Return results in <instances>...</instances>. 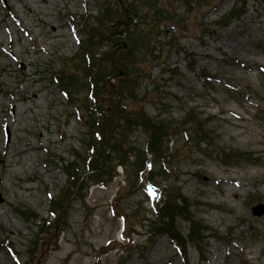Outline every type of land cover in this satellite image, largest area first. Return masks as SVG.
I'll return each mask as SVG.
<instances>
[{"label":"rangeland","instance_id":"1","mask_svg":"<svg viewBox=\"0 0 264 264\" xmlns=\"http://www.w3.org/2000/svg\"><path fill=\"white\" fill-rule=\"evenodd\" d=\"M187 3L0 0V264H264V213L255 211L264 204V0H248L245 13L227 23L224 15L241 1ZM127 5L152 17L158 8L167 13L147 21L157 58L136 63L146 73L126 87L135 86L139 99L123 107L173 127L167 155H149L161 188L150 171L137 180L146 128H126L115 115L110 138L116 134L120 152L132 154L121 163L100 143L98 177L85 160L96 107L85 103L88 86H77L86 75L81 40L96 33L108 9L112 19L98 31L102 42L94 36L93 52L99 63L112 55L110 39H127L114 17L135 33L141 22ZM124 74L99 85L107 115L115 114ZM61 76L76 81L71 94ZM70 163L85 177L79 191L67 183ZM171 194L175 215L162 214L174 215L173 232L183 236L177 243L153 229L164 217L154 203L164 206ZM184 199L190 206L182 214ZM194 222L204 228L200 235Z\"/></svg>","mask_w":264,"mask_h":264},{"label":"trees","instance_id":"2","mask_svg":"<svg viewBox=\"0 0 264 264\" xmlns=\"http://www.w3.org/2000/svg\"><path fill=\"white\" fill-rule=\"evenodd\" d=\"M188 1L187 2L189 4L190 2L194 0H188ZM239 1H241L242 5L240 4L235 5L234 8H232V10L228 12V14L224 15L222 20H224L225 23L229 22L230 19L232 18L241 17L245 13V6L248 0H239ZM105 5H106L105 6L106 8L111 9L110 7H107L109 3L106 2ZM127 6L130 7V12L132 13L133 17H135L134 20L136 18H139L141 22H139V24H136L134 27V30L137 29L136 33L131 30V28L129 27V24L124 23V25H121V24L117 25L118 28L122 27L121 32L123 34H126L127 39L125 41H127L128 47L126 48V50L125 49L121 50L122 59H119L121 55H119V58H117L118 59L117 61L119 62L120 67L125 73L124 76L127 79H122V77L119 79V84H120L119 90L120 91L117 94L116 100L114 101V106L116 109L115 114H111V116L107 115V112H106L107 108L101 106L102 101L99 96V93H100L99 85L101 87L102 84H105L102 82H105V80L108 77H110L112 74H116V69L114 67L113 62L111 61L112 59L111 57L114 53L115 48L118 45H121L122 43L117 44L116 42H118L119 39L111 38L109 41V44L111 45L110 50L113 51L112 55L108 53L109 55L107 57H105V55L104 57L101 56L100 57V59L102 60L101 63H99L98 59L95 58V53L93 52V46L99 43V41L94 36L97 34L98 39L100 38L101 39L100 41L102 42L103 37L101 36V34L100 36H98V31L101 32L102 26L106 25L105 22H107L108 19H112L111 16L113 15V13H111L110 10L107 9L106 11H103L102 15L99 16V21H100L99 26L97 28L94 27L96 30V33L94 32V30L89 32L87 39L83 40L82 45H81V50H80V52L82 53L81 59H82V64L84 65V71H85L84 73L86 75H85L83 82L78 83L77 86H79L82 89L88 86L87 94L85 96L86 97L85 103L89 104L90 102H92L91 106L94 105L97 107L95 111L90 112L88 115L90 118V120H88V127L90 129L92 138L88 142V149L86 153V155L88 156L85 158V160H87L88 167H90L89 169H92L93 173H96V176L100 174L98 172V168L94 169L95 168L94 164L97 163L98 161L97 159L101 155L99 151L100 146H101L100 143L106 144L108 147L107 149H109V151L119 153V157L122 159L121 163H125L123 159L127 158L128 156L132 154L131 151L130 152H120V148L123 144V141L118 139L116 134L110 138L109 126H110V123L112 125V120L115 117L117 121L124 122V125H126V128L142 125L143 127L146 128L147 132L149 133V141L147 145H145L142 148L143 155H138L136 158L137 161H139V167L136 170L138 175L142 173V170H144V168L147 166V162H148L147 159H148L149 154L153 153V156L155 157L159 156V158L160 157L163 158L165 157V155H167L165 153V148L168 150V142H165V141H166L167 136L171 135L170 129H173V127L169 125L167 126V124L163 122L160 123L158 121L153 120L152 118L147 116L146 113L141 108L135 109V110L129 109L128 111L123 109V107L125 106V102L128 101V99H133V98L139 99L138 95L134 93L135 86L129 87V89H127L126 87V84L131 83V81L133 82V80H136L137 82V79L141 76V73L142 74L146 73L147 68L141 65L137 67L136 69L135 68L136 63L143 62L142 64H144V63H148L147 62L148 60L149 62H151V61H155V58H157V55L154 54L153 49H151L150 47V44L152 42L151 34L154 30V27L152 30H146L145 27H147V21L148 23H153L157 21V18L163 19L164 16L167 15L165 10H159L158 8L155 12L154 17H152L148 13H146L145 15L140 14V11L136 8L134 9L133 6H130V5H127ZM150 17L153 22H151ZM119 21L121 20L116 19L114 17L112 22L119 23ZM105 29L114 30L113 27H109V26L108 28H105ZM109 59H110L111 64L109 68H106L104 66V61L107 60V62H109ZM95 63H97V66H94ZM94 68H96V71ZM59 82H60V85L64 86V88H67L66 90L69 93L71 91H69L68 88L74 86L76 83V81H74L70 77L65 79L63 76H61V78L59 79ZM129 90L131 92H129ZM140 100L141 101L145 100V97H141ZM120 129L121 128H118L117 130L123 133V131H121ZM200 131H203L204 134L206 133L202 125H200ZM104 155L105 154H102V157ZM139 159H141L142 161H140ZM75 167L76 165L74 163L72 164L70 163V165L66 166V173L68 175V184L75 185V187L79 191L84 186L85 177L82 174H80L78 171H76ZM152 173H154V175L151 176V179L152 181H155L154 179L156 175H158V171H156L155 167L153 168L151 174ZM169 196L171 197V199L167 200L164 206L161 207L159 210L160 214L164 215V217H162V220H160L158 224L153 226V229L156 232L164 231L165 233H168V235L171 236L174 240H176L177 242H180L181 240H183V236L180 234V232H177V234L173 232V230L176 231L175 230L176 225H174V215H175L174 213H175V207H176L175 197H173L174 194H171ZM183 202L186 204V206L179 205V208H180L181 213L185 214L186 212H188V206H190V202H188V199L187 200L184 199ZM55 204L59 205V203L57 202H55ZM163 212L169 213V214L170 212L171 213L173 212L174 215L162 214ZM165 215L167 216L168 219H166ZM193 224H195V226L193 227V230L197 232L196 234L200 235V232H203V229H204L203 226L199 224L198 222H194ZM53 226L54 225L52 223L51 227ZM191 236H194V235L191 234Z\"/></svg>","mask_w":264,"mask_h":264},{"label":"water","instance_id":"3","mask_svg":"<svg viewBox=\"0 0 264 264\" xmlns=\"http://www.w3.org/2000/svg\"><path fill=\"white\" fill-rule=\"evenodd\" d=\"M119 73L123 74L121 71ZM255 211H257L258 213H264V205L260 204L259 207L255 208Z\"/></svg>","mask_w":264,"mask_h":264}]
</instances>
